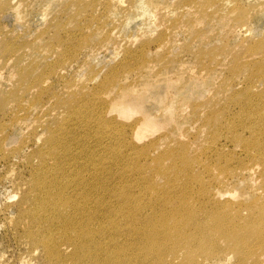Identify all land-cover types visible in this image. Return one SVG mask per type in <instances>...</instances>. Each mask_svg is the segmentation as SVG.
Wrapping results in <instances>:
<instances>
[{
  "label": "rangeland",
  "instance_id": "1",
  "mask_svg": "<svg viewBox=\"0 0 264 264\" xmlns=\"http://www.w3.org/2000/svg\"><path fill=\"white\" fill-rule=\"evenodd\" d=\"M147 1L125 0L116 8L113 0H0V96L12 92L8 98L18 97L15 101L10 100L12 103L7 104L6 109L0 105V264H49L41 248H36L24 232L23 226L10 222L17 215L22 190L31 188L28 181L34 171L33 161L38 160L37 152L42 149L46 131L33 121L38 110L33 112V117H23L26 120L22 124L14 123V116L9 113L18 100L21 106L34 102L39 104L38 94H43L38 98L42 104L53 107L59 98L65 100L69 95L71 97L76 88L81 92L79 100L92 96L90 93L95 94L96 91H101L99 94L104 92L109 102L101 104L99 99H95L98 95L95 94L93 100L96 108L102 107L100 112L105 113V123L107 120V125L124 135L122 139L121 132L115 131L123 141L118 138L119 141L113 140L116 147L111 146L109 161L106 159L109 166L113 165L114 171L111 169L112 173H107V170L105 179L114 174L106 181L109 190L116 194L131 192L129 183L149 182L152 174L159 171L154 162L157 156H141L139 151L157 145L167 133V140L172 138L176 141L192 142L198 137H205L212 142L221 137L212 143L217 142L219 147L225 144V149L207 156L213 167L205 180L207 184L210 182L212 191L222 186L214 177L234 182L231 187V195L234 196H229L233 204L228 203L231 208L240 202L247 203L264 197V176L257 175L250 179L241 175L245 166L261 162L248 157V153L242 149L243 143H235L228 128L229 125L238 128L239 122H247L246 116L238 121L232 120L240 111L243 101L248 103L264 98V13H258L249 22L253 28L252 35L240 31L230 35L216 21L217 28L210 29L208 35L211 39L197 40L194 29L207 31L208 25L198 23L192 27L187 18L173 21L180 16L182 7L198 6L197 0H157L169 6L166 26L156 23L155 7ZM231 1L234 5L242 6L235 13L241 16L246 10L260 5L262 0ZM133 5L135 8H132ZM143 5L149 7L147 9L151 14L145 12ZM173 25L181 26L175 40L169 35V26ZM99 26L103 30H97ZM44 32L46 35L39 40L38 37ZM50 39L53 41L50 50H56L57 54L47 51ZM123 41L128 42L124 44ZM202 44L206 51L201 54L196 50ZM7 46L13 47V50L4 52ZM187 47L195 49L187 50ZM20 61L25 75L18 73L21 70L18 66ZM149 69L152 71L148 73ZM44 79H48L51 85L47 86L46 92L33 96L24 92L32 81L37 84ZM121 79L134 86L133 96L127 100L132 109L129 107L126 112L119 107L123 101L110 102ZM252 84L259 87L251 90ZM171 100H174L182 116H187L183 127H176V122L168 120L164 114L166 104ZM145 115L153 120L151 129L145 130L143 126L140 129L135 126L134 129L132 126ZM209 116L215 119L205 123ZM56 117L59 115L51 118ZM200 126L205 130L204 136L195 135ZM99 132L102 133L101 130ZM243 133L247 142L254 138L247 131ZM183 136L185 140H182ZM260 138L264 140V134ZM89 141L88 144L95 150L101 147L96 146L95 137ZM81 144L80 141L79 146ZM200 147H191V154L203 158L207 144ZM117 152L128 153L135 161L130 159L127 162L129 158H121L123 156ZM82 160L77 158L67 165ZM139 162L150 165L147 167V170L150 168L148 173L138 174L140 170L137 167H141ZM168 162L163 165L168 166ZM157 180L165 184L163 178L157 177ZM145 185L142 184L140 189L141 196L150 193L151 189ZM227 188L230 189L228 185Z\"/></svg>",
  "mask_w": 264,
  "mask_h": 264
},
{
  "label": "bare ground",
  "instance_id": "2",
  "mask_svg": "<svg viewBox=\"0 0 264 264\" xmlns=\"http://www.w3.org/2000/svg\"><path fill=\"white\" fill-rule=\"evenodd\" d=\"M124 1L113 0V5L118 8ZM147 2L155 7L153 13L156 23L166 26L169 6L157 0ZM197 2L198 6L182 7L180 16L173 20L187 18L192 27L198 23L208 25L207 31L194 29L197 40H210L208 35L210 29L217 28L216 21L221 29L225 27L230 35L235 31L252 35L253 28L249 22L258 13H264V0L260 5L243 12L241 16H236L235 13L237 8L242 6L234 5L231 0ZM143 7L146 13L151 14L148 6ZM169 27V35L175 40L181 26ZM58 29L60 30V27ZM97 30H103V27L99 26ZM44 35L45 32L40 34L38 39L42 40ZM49 41L47 51L57 54L56 50H50V43L53 41ZM204 48L202 44L196 51L202 54L206 51ZM12 50L13 47L10 46L4 48V52ZM18 66L21 67L18 73L25 75L22 61ZM151 71L149 69L148 73ZM31 83L24 88V92L31 96L46 92L47 86L51 87L48 79L37 84ZM118 84V90L113 93L110 102L123 101L119 107H122V112H126L131 108L127 100L133 96L134 86L130 82L124 83L123 79ZM258 87L252 84L250 89ZM100 92L96 91L95 94L98 95L95 99H99L101 104L109 102L104 92L99 94ZM11 93L5 92L0 96L3 109L18 99L16 95L8 98ZM90 94L92 96L79 100L81 92L76 88L71 97L69 95L65 100L59 98L53 107L42 104L38 98L43 94H38L39 104L34 102L21 106L18 105V100L16 107L9 113L14 116V123L22 124L26 116L33 117V112L38 110L33 121L37 127L46 131L42 149L37 152L38 160L33 161L34 171L28 181L31 188L22 190L20 201L17 203V215L10 219V222L23 226L24 232L36 248H41L49 264H264V197L247 203L240 202L231 208L233 203L229 196H234L231 195L234 182H229L231 179L221 181L220 178L214 177L216 182L222 184L215 191L211 190L210 182L206 183L207 174L213 167L207 156L225 149V144L219 147L217 142L212 143L216 139L219 140L220 136L212 142L205 137H198L192 141L197 144L194 145L191 141H176L170 137V140H167L166 133L163 135L164 140L160 139L157 145L139 151L141 156H157L154 162L159 171L152 174L149 182L129 183L133 192H120L118 195L112 189L109 190L107 184V179L114 174L107 179L105 174L107 170L109 173L113 169L112 164L109 166L107 158H110L109 149L116 147L113 144L119 141L116 133L119 130L116 131L107 125V120L105 123V113L100 112L102 107L96 108L93 100L95 94ZM76 102L78 103L74 105ZM177 108L174 100H171L166 104L164 114L168 120L176 122V127H183L187 116H182ZM59 109H62L60 113ZM58 115L60 118H51ZM244 116L248 117L245 124L239 122L238 128L229 125L230 136L235 143H243L242 149L248 153L250 159L259 160L261 163L245 166L241 175L250 179L257 175L263 177L264 140L260 137L264 134V98H257L248 103L243 101L240 111L232 120L238 121ZM150 117L145 115L136 122L138 125L132 127L140 129L143 126L145 130L151 129L153 120ZM212 118L214 117H207L205 123H211ZM51 119L54 121L50 122ZM243 131L249 132L254 138L247 142ZM203 132L205 130L200 126L195 135L204 136ZM92 137L97 140L96 146H101L97 150L88 144ZM123 137L124 135L122 139ZM122 139L120 140L123 141ZM173 143L179 144L175 147ZM203 144H207L203 158L191 154V147L202 148ZM121 155V158H129L127 162L134 159L129 157L128 153ZM77 158H82V162L67 165ZM116 161L114 163L117 164ZM166 161H169L168 166L163 165ZM119 166L121 169L122 166ZM147 167L150 165L137 167L140 170L138 174L148 173L150 168L147 170ZM157 177L163 178L165 184L158 183ZM124 178L120 183L121 188ZM142 184L151 189L148 195H139ZM229 202L231 204H228Z\"/></svg>",
  "mask_w": 264,
  "mask_h": 264
}]
</instances>
